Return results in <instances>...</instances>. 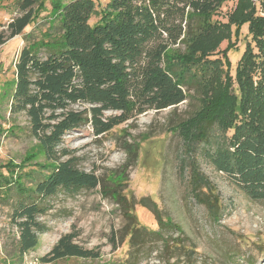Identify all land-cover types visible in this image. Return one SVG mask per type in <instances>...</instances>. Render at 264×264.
Here are the masks:
<instances>
[{
    "label": "trees",
    "instance_id": "16d2710c",
    "mask_svg": "<svg viewBox=\"0 0 264 264\" xmlns=\"http://www.w3.org/2000/svg\"><path fill=\"white\" fill-rule=\"evenodd\" d=\"M49 1L59 33L47 31L40 40L29 39L15 64V78L3 86L0 81V105L8 98L10 114L27 117L29 133L46 160L9 162L4 165L7 172L0 168L1 200L14 203L11 217L21 255L34 249L47 229L38 216L49 210L48 197L61 189L77 193L100 183L96 174L80 170L73 158L62 159L67 150L58 146L68 131L89 124L96 136L104 135L149 110L179 105L189 97L191 86L199 91L201 106L176 130L189 150L210 141L208 130L217 123L226 135L232 131L215 148H205L203 155L245 195L264 201V0H233L235 9L223 23L214 15L229 0ZM16 3L20 13L0 30V45L48 10L46 0ZM245 23L254 45L247 43L233 76L230 41ZM223 39L228 46L216 56ZM42 49L47 50L45 56ZM2 70L0 64V75ZM79 103L89 106L73 107ZM108 111L113 113L107 115ZM30 166L34 167L26 169ZM192 174L194 197L216 210L218 197L208 190L198 166H192ZM122 202L131 221L127 232L131 248L119 264H139L145 250L150 254L158 249L154 244L159 240L168 261L176 257L178 264L184 255L191 259L193 248L181 238L164 235L163 230L178 228L164 220L154 202L151 210L159 230L140 225L135 204ZM76 236L63 235L43 261L100 257L98 251L78 244ZM112 241L116 246L115 234Z\"/></svg>",
    "mask_w": 264,
    "mask_h": 264
},
{
    "label": "rangeland",
    "instance_id": "374dc122",
    "mask_svg": "<svg viewBox=\"0 0 264 264\" xmlns=\"http://www.w3.org/2000/svg\"><path fill=\"white\" fill-rule=\"evenodd\" d=\"M66 1L69 0L63 2ZM106 1L96 0L97 4ZM16 2L0 0V30L6 29L20 13ZM46 6L48 10L42 12L35 23L0 45L2 86L15 78V64L29 39L40 40L47 31L59 33V21L53 19L54 10H51L49 0H46ZM235 6L233 0L225 2L214 20L228 22ZM96 19L93 17L92 20ZM52 23L54 28L50 27ZM235 27L233 25L232 30ZM247 43H252V36L249 24L245 23L239 35L233 34L230 41L233 47L228 50V56L233 76ZM227 46V39H223L216 56H222L221 52ZM40 54L45 56L47 50L42 49ZM8 100L0 105V168L7 172L4 165L9 162L44 163L45 156L29 133L27 117L24 114L12 116ZM86 106L89 105H73L76 109ZM200 106V93L191 86L189 97L179 105L149 110L104 135L96 136L89 124L68 131L58 146L67 150L62 159L73 158L80 170L96 174L100 183L77 193L61 189L48 197L49 210L38 216L47 229L39 234L37 246L24 255L19 252V232L11 217L14 203L12 199L2 201L0 190V264H119L131 248L130 235H127L131 221L125 213L123 199L135 204L133 212L138 223L148 229H160L151 202L158 206L164 220L169 219L176 225L178 229L163 230L164 235L181 238L186 246L194 249L191 261L184 255L178 264H264V201L245 195L203 155L205 148H215L232 131L226 135L224 126L217 123L208 130L210 141L204 140L197 145V150H189L176 130L177 124ZM111 113L106 112L107 115ZM129 159L133 163L126 165ZM193 165L198 166L205 177L208 190L212 189L218 197L216 210L194 197ZM71 232L77 234L78 244L98 251L100 257L43 261L58 240ZM113 234L118 240L116 246L112 241ZM154 245L158 249L150 254L145 250L139 264H174L176 257L168 261L167 255L161 254L162 241Z\"/></svg>",
    "mask_w": 264,
    "mask_h": 264
}]
</instances>
